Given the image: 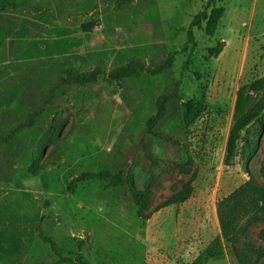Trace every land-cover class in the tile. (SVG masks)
I'll return each mask as SVG.
<instances>
[{
	"label": "rangeland",
	"instance_id": "rangeland-1",
	"mask_svg": "<svg viewBox=\"0 0 264 264\" xmlns=\"http://www.w3.org/2000/svg\"><path fill=\"white\" fill-rule=\"evenodd\" d=\"M3 1V0H0ZM0 11V264H56L39 237H51L63 256L90 264H239L221 234L217 203L253 178L264 186V114L242 140L231 166L226 144L239 90L264 77V0H216L226 13L214 36L194 29L196 46L183 52L187 32L207 0H5ZM16 6V9L13 8ZM96 22L90 32L83 24ZM224 42L218 58L209 49ZM192 47V46H191ZM175 52L171 69L131 78L121 87L103 79L62 86V71L107 72L134 59L151 68ZM156 131L146 134L158 97L173 92ZM190 100L205 111L183 121ZM38 111L36 125L13 135ZM13 135V136H12ZM46 137L39 162L33 154ZM152 157V159H150ZM156 161V164L153 163ZM132 170L139 189L152 176L149 206H136L127 187L94 180L70 189L84 172ZM185 203L160 205L188 183ZM264 220L249 224L240 246L264 247Z\"/></svg>",
	"mask_w": 264,
	"mask_h": 264
},
{
	"label": "trees",
	"instance_id": "trees-1",
	"mask_svg": "<svg viewBox=\"0 0 264 264\" xmlns=\"http://www.w3.org/2000/svg\"><path fill=\"white\" fill-rule=\"evenodd\" d=\"M133 2V0H127ZM10 7L8 1H0V11ZM16 9V6L13 5ZM226 9L219 7L216 0H207L203 11H201L192 21L187 32V43L183 47V52H190L189 59L184 64L186 69L190 63L193 49L196 46L194 29L203 30L207 36H214L216 30L224 18ZM97 26L96 22L83 24L84 32H90ZM192 46V47H191ZM225 47L224 42H219L216 47L209 49V58H218ZM176 53L172 52L165 63L157 68L148 67L141 59H134L131 62L113 68L109 72L98 66L89 71H81L74 68L62 71L57 78L56 86L50 92V98L54 96L57 88L62 86H80L86 87L99 82L103 79L109 85L121 87L123 82L131 78H140L148 73L152 76L163 74L166 70L172 68ZM180 85L178 81L175 84L173 92L166 91L156 101V111L146 122V134L161 139L167 143L178 145L172 135L156 131L157 126L165 119L168 111V105L174 99L180 98ZM183 121L186 127L194 125L203 115L205 109L202 104L195 100L183 103ZM264 114V77L256 80L250 86L242 87L237 95L232 125L226 144V154L224 164L231 166L236 158L239 143L245 140V149L249 146L248 139L242 138V132L248 133L253 124L257 123ZM40 112H32L27 120L19 125L13 135L24 128H32L36 125ZM12 135V136H13ZM47 146L46 137L42 139L38 149L33 154L34 163L37 164ZM152 159V157H150ZM156 164V161L153 160ZM264 179V162L260 170ZM196 174L186 183L181 190L163 202L160 207L165 208L172 205H179L187 202L193 194ZM94 180L109 181V187H127L133 201L140 209H146L149 206L152 194V188L156 184L157 177L152 176L145 186L144 190L139 189L132 170L127 175L121 173L112 174L110 171L84 172L74 178L70 184V189L75 190L80 184ZM217 216L224 241L232 247L233 253L239 264H264V247H255L249 243H243L240 246V237L249 224L264 220V186L260 185L253 178L237 188L227 197L217 203ZM260 238L264 240V230L260 232ZM41 240L50 245L58 257L56 264H90L87 260L78 255L75 259L63 256V250L59 249L53 239L39 231ZM45 264V263H43Z\"/></svg>",
	"mask_w": 264,
	"mask_h": 264
}]
</instances>
